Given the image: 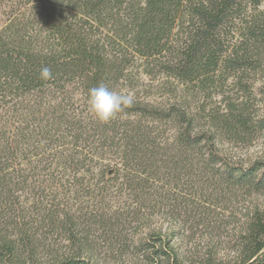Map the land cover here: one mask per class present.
Wrapping results in <instances>:
<instances>
[{"label": "trees", "instance_id": "trees-1", "mask_svg": "<svg viewBox=\"0 0 264 264\" xmlns=\"http://www.w3.org/2000/svg\"><path fill=\"white\" fill-rule=\"evenodd\" d=\"M2 1L0 264H264L257 208L224 254L185 259L175 242L217 222L216 202L264 191V154L218 146L264 129L245 82L263 0ZM100 83L134 106L100 122Z\"/></svg>", "mask_w": 264, "mask_h": 264}, {"label": "rangeland", "instance_id": "rangeland-1", "mask_svg": "<svg viewBox=\"0 0 264 264\" xmlns=\"http://www.w3.org/2000/svg\"><path fill=\"white\" fill-rule=\"evenodd\" d=\"M6 6L0 0V25L4 22L5 17L2 15L3 8ZM264 8V0L261 4ZM258 68L255 71L249 72V76L245 82L251 85V90L255 92L250 103L251 114H258L259 116L264 112V99L258 90L264 91V52L256 60ZM236 90H238L236 92ZM233 90L229 87L227 91L231 92L233 96L241 95L240 89ZM235 91V92H234ZM218 146L221 151L227 153L232 159L242 162H250L256 158H260L264 154V129L254 133L252 140L248 143H238L228 141L223 137L218 139ZM218 203L216 202L217 222L215 217H212L203 223L194 225L189 228L190 232H183V236L176 239L180 251L183 256L188 258L200 257L206 255L212 250L217 251L220 255L224 254L232 245L231 234L243 221L244 216L248 211L257 208L264 213V191L241 194L232 202ZM214 218V219H213ZM215 222V223H214ZM167 221L164 222V226ZM220 226L219 228H217Z\"/></svg>", "mask_w": 264, "mask_h": 264}, {"label": "clouds", "instance_id": "clouds-1", "mask_svg": "<svg viewBox=\"0 0 264 264\" xmlns=\"http://www.w3.org/2000/svg\"><path fill=\"white\" fill-rule=\"evenodd\" d=\"M40 78L49 80L52 78V71L45 66L40 71ZM89 110L100 122H110L117 118L126 109L135 104V94L132 91H118L104 83H100L89 89L88 94Z\"/></svg>", "mask_w": 264, "mask_h": 264}]
</instances>
